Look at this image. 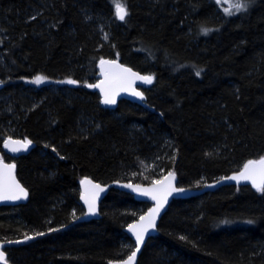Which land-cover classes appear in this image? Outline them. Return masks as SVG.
<instances>
[{
    "label": "trees",
    "instance_id": "16d2710c",
    "mask_svg": "<svg viewBox=\"0 0 264 264\" xmlns=\"http://www.w3.org/2000/svg\"><path fill=\"white\" fill-rule=\"evenodd\" d=\"M123 2L120 20L115 0H0V157L29 191L0 207L12 264L132 254L125 229L150 204L110 187L100 219L80 222L83 178L148 185L176 172L201 189L264 157V0ZM104 59L151 77L144 104L101 106ZM9 136L36 146L12 159ZM137 264H264V190L173 200Z\"/></svg>",
    "mask_w": 264,
    "mask_h": 264
},
{
    "label": "water",
    "instance_id": "95a60500",
    "mask_svg": "<svg viewBox=\"0 0 264 264\" xmlns=\"http://www.w3.org/2000/svg\"><path fill=\"white\" fill-rule=\"evenodd\" d=\"M102 61H104V63H100L99 65V81L96 84V89L101 100V106L114 110L121 100L144 104V90L151 88L153 81L151 79V83H147L138 77L150 76L140 73L116 59H104ZM124 69H128L130 71H123ZM133 73H135V76L132 75ZM3 87L4 84L0 83V90ZM105 92L109 94L115 93L114 104H105L103 102ZM135 93H139V95H136ZM35 146L36 145L34 143L27 142L23 139L9 137L4 141L3 149L7 156L15 159L29 154ZM13 147H18L19 151H12L11 149ZM261 159H264V157L252 161H259ZM5 165L10 167L6 168ZM243 171L244 167L240 171L227 177L220 178L214 183L208 184L201 189L181 187L179 185L178 175L176 172H169L158 181L148 185L134 184L132 182H115L110 186H106L92 180L91 178H83L80 182V203L84 209V213L78 218V221L82 222L100 219V204L107 195L110 187H115L121 191L134 195L135 199L139 202L149 203V209L137 221L131 223L125 229L127 236L134 242V251L126 259L110 263L137 264L145 244L150 238L156 235L159 222L173 200L199 196L208 191H215L223 186H253L252 180L231 179V177L239 176ZM17 185H19V188H17ZM95 185H99V188L94 187ZM20 188L24 190L23 193L19 191ZM254 188L257 189L256 187ZM143 190L151 191L149 194L145 195ZM4 191H6L10 196L18 194L20 198H0V207L21 205L28 201L29 191L18 180L16 176V164L14 162H0V192ZM153 196L156 198L153 199ZM86 200L88 201L87 203ZM89 204L94 206V212L89 211ZM153 210L156 211L154 212ZM150 213L152 214L151 216ZM142 217L145 219H141ZM150 220L152 221V224L151 226H148ZM145 226L146 230H144ZM140 231H143V240L138 242L136 233ZM0 253L3 254V259H0V264H12L8 260L7 253L4 251V244L2 243H0ZM133 253H135L134 258L129 260V258L133 256Z\"/></svg>",
    "mask_w": 264,
    "mask_h": 264
},
{
    "label": "snow or ice",
    "instance_id": "6c2138e0",
    "mask_svg": "<svg viewBox=\"0 0 264 264\" xmlns=\"http://www.w3.org/2000/svg\"><path fill=\"white\" fill-rule=\"evenodd\" d=\"M115 7H116V13L118 15V18L120 20H124L125 16L127 15V8H126V3L123 2V0H115ZM234 7H236L237 9L243 8L244 5L242 3H240V0H237V3L234 5ZM231 14V13H230ZM101 63H104V61H102ZM123 71H130L128 69H124ZM133 76H135V73L132 74ZM139 79L144 80L147 83H151V77H138ZM42 78L37 77V82H39ZM68 83H73V81H68ZM103 91V89H102ZM136 95H139V93H135ZM105 104H114L115 103V93L109 94L107 92H105V97H104V101ZM15 143H19V142H15ZM12 151H19L18 147H13L11 149ZM6 168L10 167L5 165ZM231 179H235V180H239V179H245V180H252L253 186L257 188V190H264V159H261L259 161H249L245 166H244V171L240 173L239 176H234L231 177ZM94 187L99 188V185H95ZM17 188H19V185H17ZM102 190V189H100ZM19 191L21 193H23V189L20 188ZM151 190H143L144 194L147 195L150 193ZM26 195V193H25ZM0 198H4V199H19V195H8L6 191L4 192H0ZM156 197L153 196V199H155ZM88 201L86 200V203ZM89 211L90 212H94V206L92 204H89ZM154 212L156 210H153ZM152 214L150 213V216ZM141 219H145V218H141ZM152 221H149V225L151 226ZM135 227V226H134ZM144 230H146V226L144 228ZM137 236V241L141 242L143 240V231H140L138 233H136ZM135 256V253H133V256L129 258V260H132ZM0 259H3V254L0 253Z\"/></svg>",
    "mask_w": 264,
    "mask_h": 264
},
{
    "label": "rangeland",
    "instance_id": "374dc122",
    "mask_svg": "<svg viewBox=\"0 0 264 264\" xmlns=\"http://www.w3.org/2000/svg\"><path fill=\"white\" fill-rule=\"evenodd\" d=\"M219 1H228V0H219ZM229 2H230V1H229ZM228 10H229V9H227L226 11H228ZM9 137H12V136H9ZM7 138H8V137H7ZM12 138H13V137H12ZM1 159L4 160L3 157H0V160H1ZM158 165H159L158 163H157V164H156V163H151L149 167H150V168H151V167L154 168V169L156 170V172L159 173V174H160V173H163V169H159V166H158ZM158 169H159V170H158ZM0 243H3V242H0Z\"/></svg>",
    "mask_w": 264,
    "mask_h": 264
}]
</instances>
